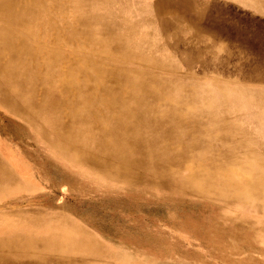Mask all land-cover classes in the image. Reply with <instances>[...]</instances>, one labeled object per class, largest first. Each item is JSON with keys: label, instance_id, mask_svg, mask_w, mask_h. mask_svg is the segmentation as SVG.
<instances>
[{"label": "rangeland", "instance_id": "rangeland-1", "mask_svg": "<svg viewBox=\"0 0 264 264\" xmlns=\"http://www.w3.org/2000/svg\"><path fill=\"white\" fill-rule=\"evenodd\" d=\"M42 1L50 10L45 29L52 22L59 29L43 42L61 40L56 46L50 41L51 51L89 58L135 78V72L143 73L149 83L152 78L169 85L172 99L194 94L187 111L210 101L205 108L218 107L220 118L230 116L241 126L234 134L256 141L255 148L264 146V36L253 32L264 34V10L254 0H188V6L181 0ZM231 15L237 22L228 27ZM83 16L91 20L87 30L94 44L84 33L73 38ZM25 35L40 45L39 32ZM14 86L0 73V264H264V206L229 202L217 189L228 190L214 183L220 173L202 177L197 165L212 164L209 150L167 164L152 155L150 170L139 167L140 177L128 185L110 174L111 166H96L93 154L78 160L74 151L56 148L52 138L67 140L43 134L45 122L16 96ZM42 94L36 100L43 109L49 90ZM216 132L192 133L204 135L199 146L205 147L219 141L212 137ZM166 144L160 140L154 147ZM168 146L173 156L185 145ZM230 167L221 169L235 176L236 169L243 170ZM203 178L207 182L199 185ZM37 239L46 245H32ZM3 256L9 258L1 261Z\"/></svg>", "mask_w": 264, "mask_h": 264}, {"label": "bare ground", "instance_id": "bare-ground-1", "mask_svg": "<svg viewBox=\"0 0 264 264\" xmlns=\"http://www.w3.org/2000/svg\"><path fill=\"white\" fill-rule=\"evenodd\" d=\"M18 1L0 3V15L4 21V26L0 27V73L5 80L14 81L16 96L45 122L47 131L43 130V134L54 132L67 140L52 138L56 148L65 154L74 151L78 160L84 159L88 152L93 154L92 162L96 166H111L110 174L128 185L134 184V180L140 177L139 167L150 170L147 159L152 155H160L167 164L195 150H201L200 155L203 157V153L209 150L211 154L207 158L212 164L201 161L197 165V168H201L198 170L202 177L208 172L220 173L218 176L221 180L214 183L228 190L217 189L219 194H227L229 202H252L256 206H264V146L261 144L255 148L256 141L234 134V130L241 127L234 124V119L226 115L220 118L218 113L222 109L218 107L214 112L205 108L212 106L210 101L207 105L198 104L187 111L186 104L193 100L194 94L182 92L172 99L169 85L158 83L152 78L149 83L148 76L143 73L135 72V78L129 71L121 72V69L101 65L89 58L76 60L71 59L69 54L61 56L51 51L46 46L51 42H55L56 46L61 44V40L55 36V40L49 39L47 44L43 42L51 30L52 34L59 30H53V22L52 27L45 29L51 23L49 4L45 5L42 0H20L22 2L18 5ZM254 1L264 10V0ZM181 2L187 6L190 4L188 0ZM54 8H58V5ZM36 18H39V22L32 26ZM227 18L228 27L237 22L233 20L236 18L233 15ZM81 21V31L77 35L73 32V38L78 41L84 33L86 42L94 44L92 32L87 30L91 20L83 16ZM107 24L110 27L113 21ZM256 31H253L255 38L264 36L263 32ZM27 32H39L40 45H32L25 35ZM118 40L119 44L123 43L121 38ZM43 89H48L49 95L45 98L46 107L42 109L36 98L43 95ZM162 99L167 100L158 104ZM11 105L17 111H24L20 105L12 102ZM208 128L217 131L212 137L219 141H207L205 143L208 146L201 147L199 145L205 139L204 135L200 134L199 137V134L192 132ZM180 129L185 131L181 136L177 133ZM160 140H166L167 144L156 150L155 142ZM174 141H182L185 146L178 155L172 156L168 143ZM186 141L191 143L184 144ZM196 141L197 145L194 146ZM178 162L181 163L180 160ZM231 165L243 170L236 169L237 176L222 171L221 168ZM190 179H194V175ZM206 182L207 179L203 178L199 185ZM217 191L209 192L218 195ZM32 245L37 247L46 243L37 239L32 241ZM74 245H77V241ZM8 258L3 256L1 261Z\"/></svg>", "mask_w": 264, "mask_h": 264}, {"label": "crops", "instance_id": "crops-1", "mask_svg": "<svg viewBox=\"0 0 264 264\" xmlns=\"http://www.w3.org/2000/svg\"><path fill=\"white\" fill-rule=\"evenodd\" d=\"M206 1H209V0H206Z\"/></svg>", "mask_w": 264, "mask_h": 264}]
</instances>
